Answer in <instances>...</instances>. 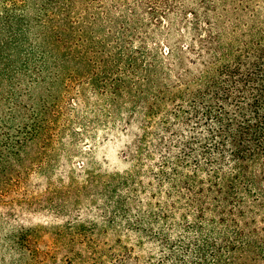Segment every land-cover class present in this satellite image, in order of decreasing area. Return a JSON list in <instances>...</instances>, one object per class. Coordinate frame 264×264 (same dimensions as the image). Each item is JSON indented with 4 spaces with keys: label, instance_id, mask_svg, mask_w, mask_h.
Returning <instances> with one entry per match:
<instances>
[{
    "label": "trees",
    "instance_id": "obj_1",
    "mask_svg": "<svg viewBox=\"0 0 264 264\" xmlns=\"http://www.w3.org/2000/svg\"><path fill=\"white\" fill-rule=\"evenodd\" d=\"M0 264H264V0H0Z\"/></svg>",
    "mask_w": 264,
    "mask_h": 264
},
{
    "label": "rangeland",
    "instance_id": "obj_2",
    "mask_svg": "<svg viewBox=\"0 0 264 264\" xmlns=\"http://www.w3.org/2000/svg\"><path fill=\"white\" fill-rule=\"evenodd\" d=\"M231 15V14H230ZM238 17H240L242 20L245 21L246 17H245V13H240L238 14Z\"/></svg>",
    "mask_w": 264,
    "mask_h": 264
}]
</instances>
